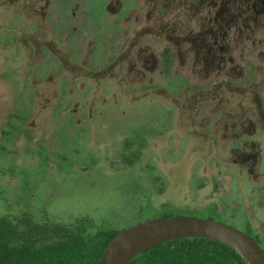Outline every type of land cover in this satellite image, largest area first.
Returning a JSON list of instances; mask_svg holds the SVG:
<instances>
[{
  "label": "rangeland",
  "instance_id": "374dc122",
  "mask_svg": "<svg viewBox=\"0 0 264 264\" xmlns=\"http://www.w3.org/2000/svg\"><path fill=\"white\" fill-rule=\"evenodd\" d=\"M180 215L264 251V0H0V217Z\"/></svg>",
  "mask_w": 264,
  "mask_h": 264
},
{
  "label": "trees",
  "instance_id": "16d2710c",
  "mask_svg": "<svg viewBox=\"0 0 264 264\" xmlns=\"http://www.w3.org/2000/svg\"><path fill=\"white\" fill-rule=\"evenodd\" d=\"M119 231L117 227L92 229L84 225L23 226L0 217V264H94ZM127 264L245 263L218 241L186 238L156 245Z\"/></svg>",
  "mask_w": 264,
  "mask_h": 264
},
{
  "label": "water",
  "instance_id": "95a60500",
  "mask_svg": "<svg viewBox=\"0 0 264 264\" xmlns=\"http://www.w3.org/2000/svg\"><path fill=\"white\" fill-rule=\"evenodd\" d=\"M186 238L215 240L231 248L245 264H264V251L249 234L220 221L181 215L154 218L120 230L94 264H127L156 245Z\"/></svg>",
  "mask_w": 264,
  "mask_h": 264
}]
</instances>
